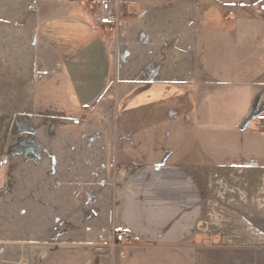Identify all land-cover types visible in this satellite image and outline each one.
<instances>
[{
    "label": "crops",
    "instance_id": "1",
    "mask_svg": "<svg viewBox=\"0 0 264 264\" xmlns=\"http://www.w3.org/2000/svg\"><path fill=\"white\" fill-rule=\"evenodd\" d=\"M95 1L41 0L33 35L81 108L115 99L108 227L123 225L131 236L112 249L52 244L31 264H214L208 254L233 249L201 247L202 239L254 246L264 231L244 217L238 224L237 213L264 224V18L255 8L264 0H122L132 11L175 7L192 21L177 35L186 68L162 53L153 76L129 68L116 82Z\"/></svg>",
    "mask_w": 264,
    "mask_h": 264
},
{
    "label": "rangeland",
    "instance_id": "2",
    "mask_svg": "<svg viewBox=\"0 0 264 264\" xmlns=\"http://www.w3.org/2000/svg\"><path fill=\"white\" fill-rule=\"evenodd\" d=\"M39 3L0 0V264H31L49 245L97 243L98 233L111 231L108 223L118 159L113 135L115 99L105 95L81 108L49 59L41 60L33 35V12ZM103 3L117 19L116 29L107 31L115 50L110 82L128 79L129 68L146 78L153 76L162 53H168V58L163 55L168 62L182 60L179 66L187 67V58L176 56L184 51L177 35L192 21L190 17L180 16L175 7L132 11L130 3L122 0L113 6L95 1L96 15ZM146 46L153 47L148 55ZM237 214L238 224H245L244 217L254 224L250 228L259 226L264 231V224ZM257 236L254 246L242 243L230 248L220 238L210 243L202 239L199 244L212 245L213 250L233 249L228 254H208L214 264H264V237Z\"/></svg>",
    "mask_w": 264,
    "mask_h": 264
},
{
    "label": "built area",
    "instance_id": "3",
    "mask_svg": "<svg viewBox=\"0 0 264 264\" xmlns=\"http://www.w3.org/2000/svg\"><path fill=\"white\" fill-rule=\"evenodd\" d=\"M256 11L264 18V2L256 5ZM117 19L108 4L103 3L96 19V28L112 32L116 29ZM264 130V123L261 125ZM130 232L123 225H115L109 233L100 232L96 235L98 248L112 249L115 245L124 244L130 239Z\"/></svg>",
    "mask_w": 264,
    "mask_h": 264
},
{
    "label": "trees",
    "instance_id": "4",
    "mask_svg": "<svg viewBox=\"0 0 264 264\" xmlns=\"http://www.w3.org/2000/svg\"><path fill=\"white\" fill-rule=\"evenodd\" d=\"M14 24H16V25H17V23H14Z\"/></svg>",
    "mask_w": 264,
    "mask_h": 264
}]
</instances>
